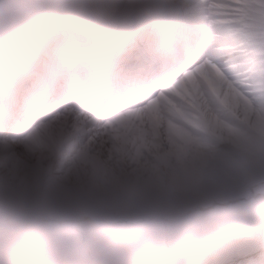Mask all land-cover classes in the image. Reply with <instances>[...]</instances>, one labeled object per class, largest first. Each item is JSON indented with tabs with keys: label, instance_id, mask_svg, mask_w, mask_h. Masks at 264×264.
<instances>
[{
	"label": "bare ground",
	"instance_id": "1",
	"mask_svg": "<svg viewBox=\"0 0 264 264\" xmlns=\"http://www.w3.org/2000/svg\"><path fill=\"white\" fill-rule=\"evenodd\" d=\"M243 1L0 0V94L5 89L16 98L15 93L22 95L23 86L34 78L40 80L43 92L48 91L44 99L49 101L65 80V91L72 95L83 85L91 87L86 84L87 72L98 53L92 45L86 47L87 36L76 40L78 49H64L57 45L62 38L58 34L52 42L61 53L57 56L50 55L51 43L42 38L65 30L86 35L87 25L76 22L67 26V20L77 18L100 29L106 41L117 42L122 47L117 61L126 64L133 59L149 63L150 53L143 45L153 51V42L168 38V32L178 35L187 22L197 28L205 23L206 32L214 28L215 36L224 35L226 50L218 60L228 61L238 72L234 81L222 68L212 72L205 67L200 76L194 72L183 75L167 90H153L154 97L116 112L108 120L62 109L30 124L39 110L35 105L16 115L17 120L29 122L24 123L26 127L11 129L15 119H3L9 136L0 133V211L17 224L27 217L38 218L17 229L0 217V236L34 235L38 224L49 235L55 255L51 253L44 261L46 242L37 237L40 247L25 246L24 253L15 247L0 249V264H79L78 260L92 264L72 229L75 223L85 233L96 232L97 226L86 222L89 218L103 224L116 222L118 233H126L136 221L146 225L156 221L160 228L167 224L176 251L168 257L169 249L159 239L151 250L152 260L159 264L255 263L264 251V68L256 79L250 77L248 69L256 56L248 41L264 42V0ZM15 12H26L30 19L19 30H4ZM218 46L217 42L211 45ZM128 50L135 52L132 60L125 57ZM209 52L207 49L201 65H206ZM260 56L264 57V48ZM106 59L112 65L111 57ZM43 61L48 72L41 68ZM117 61L115 58L114 63ZM115 70L112 85L122 80L125 70L119 64L103 70L104 76ZM15 101L16 106L21 103V99ZM13 106L0 101V112ZM84 181L91 192L90 202L84 195L74 198L71 191L70 186ZM61 183L68 189L66 185L64 190L58 189ZM192 208V218L203 223L192 226L200 229L189 237L185 226ZM207 215L209 221L204 220ZM54 216L59 218L57 223L48 221ZM100 234V257L90 238L84 237L95 262L120 263L121 247L116 244L120 239L111 233ZM62 237L76 244H62ZM140 239L142 236L135 241ZM185 256L193 260L186 263Z\"/></svg>",
	"mask_w": 264,
	"mask_h": 264
},
{
	"label": "rangeland",
	"instance_id": "2",
	"mask_svg": "<svg viewBox=\"0 0 264 264\" xmlns=\"http://www.w3.org/2000/svg\"><path fill=\"white\" fill-rule=\"evenodd\" d=\"M235 2H242L243 0H234ZM244 2V1H243ZM236 7V6H234ZM11 19H9L7 21V28H5L4 30L7 31H15V30H19L25 23V21H28L30 19V14L26 13V12H15L13 14H11ZM129 147V146H126ZM102 173H105L107 171H105L104 169L101 170ZM155 174V172H153ZM152 173V174H153ZM153 174V175H154ZM157 179H160V176H158V174L156 175ZM88 182L84 181L81 182L80 185H73L70 186L71 187V191L73 193L74 198H79L81 196L84 195V197L86 196V201L90 202V195L91 192H89V190H86L87 184ZM66 184L61 183L57 186L58 189L60 190H64ZM94 188H96V184H93ZM36 187V184H35ZM68 189V186H67ZM102 199H104L102 197ZM195 208V207H194ZM194 208H192V212L189 213L188 216H190V221L188 220V222L185 221L186 218L182 219L183 222L187 223V226H185V229L187 230V234L189 235V237H192V231H195L196 229H200L198 227H193L194 225H202V220H197L195 217L192 218L193 212H194ZM198 210V209H197ZM200 210V209H199ZM0 217L2 218V220L6 221V223H8L11 227H15L17 229L26 226L25 224L27 223V221H33L35 219H37L38 217H27L23 222H20L19 224L14 223L12 220V217L5 212H1L0 211ZM188 218V217H187ZM205 221H209V216L207 215L204 218ZM50 222H54L57 223L59 221L58 216H54V217H50V219L48 220ZM86 222H88L91 225H95L97 226L96 232H92V233H85L83 230H81V226L80 224H72V229L73 231L77 232L78 237H79V243H80V247L83 250V252H85V254L90 257V261L92 264L95 263H99V262H95L94 260V255L90 249V246L84 243V237L88 236L91 240V242L94 244V248H96V255L97 257H100L103 255V251L101 248V242H103V238L102 235L100 234L101 232H106V233H111L110 235L117 237L118 239H120V243H116L118 245V247H121V249L119 248L120 252H121V260L119 261L120 263L118 264H125V262H138V264H142V259L145 258V260L147 258H151V260L153 259V257L151 256V250L156 247L158 245V240L161 239L163 241V246L166 247L167 249H169L168 251V257L172 256V253L174 252V250L176 249V246H174V244L172 243V239L174 237L173 232H171V230L169 229L170 227L167 224H164L162 226V228H160V225L158 222L153 221L152 223H150L149 225H146L144 223H142V221H136L135 223H133L132 225H130L131 229H129V231H127L126 233H118V227L117 224L114 225V221H107L106 224L104 223H99L96 221L95 218L91 219H86ZM47 223V222H45ZM189 225V226H188ZM36 226L38 227L36 230V234L34 233V235L26 233L24 235H21V233L17 232L16 234H13L12 237H10L8 234V236H6V238H3L0 236V249L3 250H10V247H15L16 249H20L22 250V253H24L26 251V248H24L25 246H29L32 245L34 248L40 247V245L38 244V239L37 237H41L44 242H46L45 244V251L46 254H44L43 260L46 261L48 259H50V256L52 254L55 255V252H53V249L51 248L50 244H48V238L49 235L46 233L45 229H43L42 227H39L38 224H36ZM143 226H147L146 229L143 228ZM135 227H139V228H143L140 231H135ZM105 228V229H104ZM195 235V233L193 234V236ZM138 236H142V239L135 241L136 237ZM11 239L12 242L9 244ZM158 237V239H157ZM14 238H16L17 240H14ZM148 243V246L145 247V243ZM62 244L65 245H72V244H76V241L73 240H69L67 237L64 238L62 237L61 242ZM122 244V245H120ZM23 248V249H21ZM142 249L141 251H138ZM176 251V250H175ZM52 253V254H51ZM182 254V252H181ZM154 256L156 257V255L154 254ZM158 257H162V253H159ZM182 257H184L182 255ZM186 258V263H189L192 259V257H187ZM150 259H147L146 262L147 264H159L160 262L158 260H152L151 262ZM13 261V259H9L8 262ZM149 261V262H148ZM52 262V261H51ZM55 262V261H53ZM52 262V263H53ZM79 264H85L83 261L78 260ZM78 264V263H77ZM146 264V263H145Z\"/></svg>",
	"mask_w": 264,
	"mask_h": 264
}]
</instances>
